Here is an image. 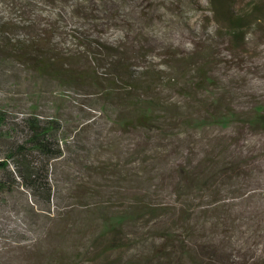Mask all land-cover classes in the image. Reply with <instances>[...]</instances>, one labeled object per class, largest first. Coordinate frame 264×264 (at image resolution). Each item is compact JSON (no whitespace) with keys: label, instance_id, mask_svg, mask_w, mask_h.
Wrapping results in <instances>:
<instances>
[{"label":"rangeland","instance_id":"1","mask_svg":"<svg viewBox=\"0 0 264 264\" xmlns=\"http://www.w3.org/2000/svg\"><path fill=\"white\" fill-rule=\"evenodd\" d=\"M113 2L117 8L120 6L118 14L123 20L103 28L98 35L107 41L120 38L126 33L125 29L129 30L130 23L137 22L138 13H145L142 20L147 25L146 34L156 46L157 56L152 59L163 61L159 75L173 83L175 101L169 102L168 92L164 98L156 96L158 86L167 87L157 79L143 74L138 81L132 79L129 71L135 64L121 45L107 47L89 40L76 28H70L65 32L75 50L62 51L52 42L57 27L55 20L45 22L43 27L28 23L20 25L22 18L16 3L0 0V21L13 20L1 25L0 31V143L5 144L0 146V161L4 162L0 167V264L44 263L42 259L46 253L58 243L63 223L79 238L76 248L72 240L66 244L77 251L71 254L72 261L68 264H134L128 257L136 249L119 250L120 229L125 222L149 219L161 208L154 204L145 208L141 203L135 208L130 207L135 199L131 195L136 196L139 189L128 188L132 183L117 179L112 170L116 161L126 162L132 151L128 147L136 139L154 140L148 134L154 130H164L161 131L163 136L154 141L161 140L162 145L156 149L165 150V158L175 153L176 143L181 142L185 132L186 141L198 147L190 134L223 128L216 123H201L204 113L211 116L217 100L225 113L228 106L234 107L228 101L230 97L238 105L264 98V0ZM67 9L64 0L53 3L40 0L37 13L42 18L65 16L67 20L70 15ZM75 15L79 19L74 20L80 22L90 19L82 9H77ZM86 27L82 25V28ZM218 28L227 34V40L218 37ZM15 29L19 32L13 31ZM14 32L22 36H14ZM131 36L132 33L129 38ZM166 53L169 54L165 56ZM199 70L205 72L207 79L201 77ZM202 80L204 85H200ZM227 89L231 91L229 95ZM86 91L115 134L103 131L104 136H101L99 132L108 125L104 120H98L94 131L82 135L79 142L82 148L78 150L81 155L77 157L68 152L63 160L56 162L51 174L54 194H49V203L43 198H34L22 186L8 192L12 177L19 176L8 172L6 161L28 148L46 153L53 140L59 146L73 140L80 128L79 113L95 112L89 107L90 99L83 97ZM158 102L159 107L154 106ZM259 106L264 107V103L259 101L241 114L249 117ZM137 112L148 113L150 118L139 124L131 118ZM122 117H130L132 121V124H126V129L121 123ZM36 120L41 122L37 129L34 127ZM245 126L248 127V123ZM36 133L38 139L35 141ZM178 134L179 138L175 139ZM200 137L209 138L204 134ZM113 140L122 146L109 147ZM228 141L230 138L225 137V141L215 142L211 156H216L222 147L225 149ZM87 145H91L90 155L99 167L86 165L84 160L90 157L83 146ZM75 149L76 146L72 151ZM192 152V148L187 147L181 157L173 156L174 160L177 158L170 164L173 171L170 182L174 189L152 203L167 204L177 196L192 195L190 189L194 192L204 188L209 177L197 183L192 177L190 180L184 170H176L178 165L186 164ZM73 157L82 163L72 160ZM158 179L159 174H156L153 182L157 183ZM146 183L139 185L141 191L147 187L155 188L156 183ZM162 190L164 188L156 191ZM101 214L108 218L120 215L122 221L105 231ZM183 216L187 218L188 212ZM164 236L178 243L180 261L177 264H193L192 259L195 264H248L264 257V212L240 216L235 228L228 229L220 237V248L228 257L204 253L189 243L188 237L175 238L171 230ZM87 253H94L96 258H89L91 254L85 256Z\"/></svg>","mask_w":264,"mask_h":264},{"label":"trees","instance_id":"2","mask_svg":"<svg viewBox=\"0 0 264 264\" xmlns=\"http://www.w3.org/2000/svg\"><path fill=\"white\" fill-rule=\"evenodd\" d=\"M38 1L40 0H12L13 4L16 3V7L20 10L21 22L18 24L28 23L35 27H43L45 22L55 20L57 27L55 33L52 36V42L60 50L65 52H73L75 50L74 44L69 36L66 35V30L70 28H76L82 34L86 35L89 40L96 41L107 47L117 48L122 46L123 50L131 57V61L135 64L130 69L129 74L132 79L138 81L140 76L149 75L153 79H157L158 83L165 84L167 87L163 89V86H158L156 93L158 98H164L167 93V99L169 102L175 101L176 95L173 83H169L159 75L163 67L160 65L163 61H154L152 57H156L155 43L147 36V25L143 22L145 13H138L137 22L128 23L129 28L125 29L126 33L122 34L120 38L113 41H107L98 35V32L103 28L110 25H116L121 22L117 8L113 0H64V6H68L66 10L69 13V18L66 20L64 16L61 18L47 19L42 18L37 13ZM48 2H55L56 0H47ZM108 1H112L108 3ZM77 9H82L86 15L90 17L89 20H83L82 22L74 20L79 19L75 14ZM102 12L104 15L100 16ZM104 18L105 20H102ZM100 19V20H99ZM13 20H2L1 25ZM82 25L87 26L85 29ZM124 25V24H123ZM19 32V30H13ZM13 33L14 36L21 37V33ZM255 32V31H253ZM252 32V33H253ZM132 33L131 38H129ZM218 37H223L227 40V34L220 28L216 30ZM250 33V34H252ZM249 34V35H250ZM248 35V36H249ZM246 37V42L249 37ZM244 44H242L243 46ZM241 46V47H242ZM144 49V52L142 50ZM149 51V52H147ZM166 53L165 56H167ZM9 67L11 64H8ZM201 77L207 79L205 72L199 70ZM210 83H215L211 79H208ZM203 83V80H202ZM168 84V85H167ZM200 85H204L200 84ZM228 95L231 93L228 90ZM86 94L83 97L90 99L88 102L95 112L81 111L79 113L80 128L74 135V139L68 141L64 145H57L55 140L47 148L46 153H37L32 149L23 151L20 155L6 161L5 166L8 168V172L16 174L19 178L11 179L10 187L7 188L8 192H12L15 187L22 186L26 188L30 194L37 199L43 198L47 203L50 202L49 194H54V187L52 183L51 174L53 172L54 165L57 161L63 160L66 154L73 153L77 157L81 155L78 150L82 148L79 142L82 141V135L86 131H94L98 120H104V118L97 111L98 107L93 105V98ZM194 92V91H193ZM87 99V100H88ZM82 100V99H81ZM83 100H85L83 98ZM205 101V99H201ZM86 101V100H85ZM229 103L234 107H229L226 112L221 110V102L217 100V106L214 111H211V116L208 117L206 113L203 116L201 123H216L223 126L222 129H210L209 131L194 132L190 134L194 140L198 143V147L192 143L186 141L187 133H183L185 136L181 138L180 143H176L177 148L175 153L164 156L165 150H157L158 145H162L159 138L162 135L161 131H150L149 136L152 137V141L146 139H136L130 144L131 155L126 159L125 163H132L133 165L127 166L122 161L114 164L112 170L118 180H128L132 187L139 189L138 194H133L135 199L130 203L131 208H135L137 203H141L143 207L154 206L159 207L158 213L154 216L142 218L140 221L125 222L121 229V238L119 241V250L132 247L136 251L129 257L134 264H177L180 261L178 252V243L167 239L164 234L171 230L175 238L188 237V242L196 245L204 253H212L216 256L228 255L220 248V237L225 234L228 229H234L238 224V218L244 214H255L264 212V107L259 106L254 113L249 117L243 116L242 111H247L250 107L255 106L258 102L264 103V98H254L250 102L242 105H238L230 97ZM79 102H81L79 100ZM78 102V103H79ZM228 103V105H229ZM227 105V104H226ZM154 106L159 107V102L154 103ZM209 113V114H210ZM1 117V116H0ZM130 117H122L121 123L123 128L126 129V124H132ZM136 122L141 124L147 118H150L148 113H134L131 117ZM108 127H103L99 133L103 131L106 133H112L111 125L104 120ZM241 123L238 125L237 123ZM201 123H197L200 125ZM248 123V127L245 124ZM41 125L39 120H36L35 129ZM242 127V128H241ZM239 129V131H238ZM176 130H168V132L174 133ZM147 132V131H146ZM191 133V132H190ZM208 135L209 138H202L200 136ZM101 136H104L101 134ZM179 138V134L175 136ZM196 137H198L196 139ZM225 137L230 138V141L225 145V149L211 156V148L217 141H225ZM66 137L63 136V139ZM144 138V137H143ZM38 139V133H36L33 140ZM100 139V138H98ZM234 141L232 142V140ZM88 144V140H87ZM0 146H5L4 143H0ZM76 146V149L72 151V148ZM112 148H120L116 140L111 141L108 144ZM87 148V155L90 157L85 161L86 165L90 167H99L92 159L90 153L92 152L91 145L83 146ZM187 147H191L193 152L187 158L186 164H180L176 167L179 172L184 170L186 175L191 180L200 183V180L204 182L208 177V181L204 188L198 191H192L190 196H177L170 199L167 204L152 203L157 201L166 192L174 189L171 186L172 168L170 164L174 163L178 157L184 154ZM167 151V150H166ZM169 152V151H168ZM9 155V154H7ZM85 155V157L87 156ZM173 156H177L174 160ZM94 158V157H93ZM77 158L73 157L72 160ZM78 163H82L77 159ZM84 163V162H83ZM4 166L3 160L0 161V167ZM126 168V170H125ZM162 168V169H161ZM123 173V174H122ZM156 174H159L158 182H153L156 178ZM21 177V178H20ZM166 177L164 180L163 178ZM143 182L156 183L155 188L151 189L147 187L144 191H141L140 184ZM146 183V184H147ZM158 188H164V190L156 191ZM125 189V188H124ZM166 190V191H165ZM160 195V196H154ZM157 199V200H156ZM164 208H168L169 211H165ZM184 212H188V217L183 216ZM102 215L103 230L108 231L117 226L121 221L120 215L114 217H107ZM78 228H81L78 226ZM73 241L72 245L76 248L75 243L78 242L76 232H72L70 227L66 223H63L61 229H59V240L57 245L51 248L42 259L45 261L42 264H63L70 263L72 261L71 254L77 251L66 246L67 242ZM91 254V255H89ZM89 258L95 256L94 253H87ZM105 256V255H104ZM197 256V255H196ZM199 258V257H198ZM45 259V260H44ZM195 260L192 259V263L195 264ZM248 264H264V257H259L257 260L250 261Z\"/></svg>","mask_w":264,"mask_h":264}]
</instances>
